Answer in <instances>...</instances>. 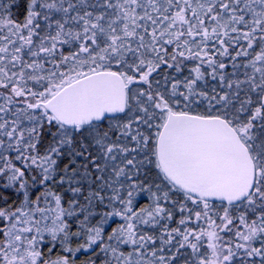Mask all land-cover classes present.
Masks as SVG:
<instances>
[{"label":"snow or ice","instance_id":"obj_1","mask_svg":"<svg viewBox=\"0 0 264 264\" xmlns=\"http://www.w3.org/2000/svg\"><path fill=\"white\" fill-rule=\"evenodd\" d=\"M0 264H264V0H0Z\"/></svg>","mask_w":264,"mask_h":264}]
</instances>
